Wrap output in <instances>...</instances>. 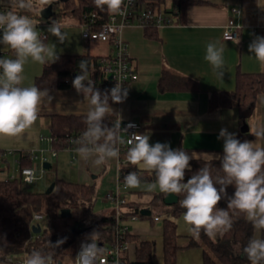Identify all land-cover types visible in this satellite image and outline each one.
Returning a JSON list of instances; mask_svg holds the SVG:
<instances>
[{"label": "clouds", "instance_id": "clouds-1", "mask_svg": "<svg viewBox=\"0 0 264 264\" xmlns=\"http://www.w3.org/2000/svg\"><path fill=\"white\" fill-rule=\"evenodd\" d=\"M129 4L133 0H128ZM10 10L0 12V44L15 53L14 59L0 58V137H21L34 126L39 118L42 106L51 105L52 97L48 89L41 90L35 85L22 86L25 79L24 66L31 59L34 63L55 62L58 56L54 47L50 48L41 39L37 23L28 15L19 11H31L33 0H8ZM94 6L109 15H126L125 0H93ZM259 7L264 8L257 0ZM47 32L61 43L65 34L57 21H52ZM239 43V42H238ZM264 71V37L257 36L249 45ZM224 46L219 41L206 45L204 59L220 77L224 75ZM80 74L75 76L72 85L77 93L83 94L85 131L75 141L76 152L84 160L93 158L95 165H104L110 160H118L120 148L125 143L120 139L121 117L109 104L123 103L128 90L117 81L111 89L101 93L89 77L86 61L79 63ZM258 103L264 105V95L258 97ZM109 116H118L119 121L109 127L104 121ZM135 127L133 124L127 128ZM249 134L254 141L237 138L226 128L221 129L218 139L223 140V154L201 153L189 156L182 149L173 150L168 144L156 142L150 144L149 134L133 133L127 140L130 146L126 153L127 161L139 168L155 174V182L148 185L149 190L159 189L166 197L170 194L183 196L178 203L185 209L183 222L187 232L198 238L201 231L210 239L223 237L232 229L233 217L243 215L252 225L253 234L243 247L244 256L249 264H264V126L254 123L249 126ZM124 131L126 129H123ZM203 159L205 165L185 181L186 171H191L190 161ZM219 161L223 175L213 178L207 161ZM26 183L35 179L34 171L26 170ZM127 188H139L141 177L129 172L124 177ZM234 187L229 196L227 188ZM227 200L226 208L219 207ZM98 233L90 236L91 243H82L75 258V264H103L100 259L103 249L97 244ZM64 243L58 240L49 245L56 249ZM21 264H53L51 252L32 250L26 254Z\"/></svg>", "mask_w": 264, "mask_h": 264}, {"label": "trees", "instance_id": "trees-1", "mask_svg": "<svg viewBox=\"0 0 264 264\" xmlns=\"http://www.w3.org/2000/svg\"><path fill=\"white\" fill-rule=\"evenodd\" d=\"M167 0H140V7L166 8V11L173 14V21L184 23L188 7L195 4H202L205 0H171L172 6L167 7ZM59 13L63 17L77 19L80 23L86 13L95 12L99 24L108 19L109 14L101 12L94 6L93 0H63L60 1ZM52 3L51 0H44V5ZM3 6V4H2ZM145 29V35L149 38H158V27L149 24ZM53 63L44 64L41 75L36 77L35 86L48 90H75L72 85L75 74H80L79 63L86 61L89 72L93 73L96 84H106L109 81L103 73L99 71L100 57L85 54H60ZM15 58V53L11 50L10 59ZM159 88L163 91H182L198 89L197 82L187 76H182L168 69H164L160 78ZM264 95V72H242L236 76V87L232 91L212 92L209 98V109L236 107L240 113V122H247L258 102V97ZM114 119L108 117L104 123L109 127L114 124ZM84 114H52L51 134L52 147L58 152L69 148H77L79 145L70 142V137L75 136L76 140L85 131ZM248 134V133H247ZM242 138V137H241ZM241 138H238L239 140ZM129 148V147H128ZM128 148L121 152L122 158L126 157ZM173 149V148H172ZM187 152L189 149L180 146ZM173 149V150H176ZM0 152H3L0 150ZM216 154H223V148L218 149ZM190 156V155H189ZM33 155L30 151H21L19 168L31 166ZM203 159L193 158L190 161L191 171H186L185 181L205 165ZM211 174L215 179L218 175H223L220 171L219 161H207ZM52 167V165H51ZM126 171H135L141 174V179L145 181H155V174L148 172L143 175L138 166H133L129 162L121 166V177L124 179ZM21 176L15 179L6 180L0 178V260L8 256H13L21 252L30 253L32 250H41L45 253L51 252L53 258L73 257L75 251L67 250L73 243L84 235L98 233L100 245L114 242L117 238V217L116 212L100 215L95 211L97 201L96 187L94 184L71 182L61 179L55 181V188L47 193L46 191H33ZM227 193L231 196L234 187L229 186ZM123 196V194H122ZM163 193L155 194L149 204L162 205L166 207L168 217L162 218V261L156 262V241L150 238H143L139 234L132 233L129 229L125 239L131 245V252L125 258L123 264H178L179 250L183 247L180 244V233L175 218L180 217L185 209L181 208L178 201L183 196L178 197V201L172 204L165 202ZM227 200H222L219 207L226 208ZM123 207V208H122ZM45 209L47 219L51 229H43L38 234H33L31 225L33 213ZM62 209H70L71 216H62ZM123 217L121 223L129 217L148 218L142 215V206L138 202L127 200L121 205ZM43 211V210H42ZM153 218V217H152ZM79 226L78 232L71 229ZM253 234L252 225L241 214L233 217L232 229L218 240L210 239L201 231L198 238L187 235L188 247H203L202 264H249L243 254V247L248 243ZM58 240L64 243L53 249L49 242L55 244ZM129 250V251H130Z\"/></svg>", "mask_w": 264, "mask_h": 264}, {"label": "crops", "instance_id": "crops-1", "mask_svg": "<svg viewBox=\"0 0 264 264\" xmlns=\"http://www.w3.org/2000/svg\"><path fill=\"white\" fill-rule=\"evenodd\" d=\"M260 4L264 6V0H260ZM239 6L242 9L241 14L233 10ZM229 18H234L240 25L236 39L224 38L225 26ZM50 25L51 23L47 20L44 24L41 23L43 30H46L42 40L50 48L54 47L57 55L89 53L101 59L113 54L112 44L100 40H85L80 24L75 18H67L64 23H61V31L65 34L63 43L47 32ZM158 31V38H149L145 35L144 27L139 24L134 23L123 29L122 37L129 46L131 62L136 69V78L126 87L128 95L123 103L115 104L109 100L110 106L119 113L121 120L139 122L144 134L150 135V144L166 143L173 149L183 146L189 149L190 156L198 157L201 153L216 154L218 149L223 148V140L218 139V136L220 130L224 128L230 133H235L237 138L242 137L240 139L242 142L254 141L255 137L249 134V126L254 123L264 126V105L257 102L246 122L248 132H243L238 108L210 110L209 98L214 91L234 90L239 71L264 72L254 54L249 52L250 43L257 36L264 37V8L258 6L257 0H205L202 4L188 7L184 23L174 22L162 25L158 27ZM211 41H219L224 46L223 77L214 72L212 66L204 59L206 45ZM43 66L44 64L37 63L36 67L26 71L23 74L25 79L22 86L35 85L36 77L41 75ZM164 69L194 79L198 89L162 92L159 82ZM89 74L94 81L93 73L89 72ZM95 87L101 93L107 90ZM49 94L52 97L51 105L42 106L39 118L33 126L37 130L30 128L33 132L49 130L51 134L52 114L80 115L84 113V105H77V102L83 101V94L77 93L76 90H49ZM109 117L114 119V123L119 120L118 116ZM44 142L52 146L48 140ZM260 143L264 144V140ZM65 150L72 157L77 156L79 160L81 183L94 184L97 189L103 185L106 174L114 167L116 176L118 174V160H110L104 165H95L93 158L84 160L76 151ZM55 156L58 157L59 153L57 152ZM84 167H86L85 170ZM2 170L1 168L0 172ZM139 170L143 175L148 174L141 168ZM94 172L98 174L91 176L90 173ZM122 194L125 196L124 193ZM145 207L153 208L150 205ZM149 217L152 218V216ZM131 232L141 235L149 231ZM141 237L150 238L151 236L141 235ZM131 245L130 243V248ZM128 253L132 254L131 250Z\"/></svg>", "mask_w": 264, "mask_h": 264}, {"label": "built area", "instance_id": "built-area-1", "mask_svg": "<svg viewBox=\"0 0 264 264\" xmlns=\"http://www.w3.org/2000/svg\"><path fill=\"white\" fill-rule=\"evenodd\" d=\"M140 0H133L131 4H129L128 0H125V7H126V15H109L108 19L103 23L99 24L97 21V14L95 12L86 13L84 15L83 20L79 23L82 31V36L87 41L92 40H100L105 41L113 45V54L107 57H102L100 59V67L99 71L104 74V76L109 81L106 84H95V86L101 89H110L115 86L117 81L123 83V87L126 88L135 78H136V69L131 62L130 54H129V46L127 42L122 37L123 29L131 24H139L142 27H146L149 24L156 25L160 27L166 24L174 23L173 14L166 11V8H150V7H140L139 6ZM234 12L237 14H241L242 9L241 6L235 7ZM0 12H6V9L3 8L2 4L0 6ZM49 23L52 21H57L61 26L60 21L58 20L57 16L54 14L51 18L46 19ZM240 25L236 23L234 18H229L225 30H224V38L225 39H236L239 35ZM1 34V33H0ZM5 51H0V54H6ZM109 75H112V79L109 78ZM117 80V81H116ZM117 120L116 122H118ZM115 122V123H116ZM135 125V127L127 128L129 124ZM123 129H126L125 131ZM133 133L135 134H144V130L142 125L135 121V120H121V129L119 131L120 139L124 140L125 143L118 144L117 146L120 148V154L126 148L130 147L127 144V140L130 138ZM123 135V136H121ZM41 140H48L52 142L51 136H41ZM70 142L72 145L76 141L75 136L70 137ZM72 151H76L75 148H69ZM33 155V158L37 157V154H34L33 151H30ZM6 152H0V163L3 161L4 155ZM57 151L52 147V155L55 156ZM20 159V158H19ZM19 159L17 162L19 163ZM44 163L47 162V158L43 157ZM126 157H120L118 159V174H117V189L116 191H111L106 194L105 201L112 202L115 204V212L117 217V238L114 242L106 243L100 245L98 240L97 244L103 249L100 259L103 261V264H123L125 258L128 255V251L130 249V242L125 239L127 232L129 231V226L125 223H121L123 217V210L121 209V205L127 202V198L122 196V189H125L124 179L121 177V166L124 163H127ZM38 165L32 163L31 166H26L23 168H19V170L11 176H7L5 179H15L18 176H21L24 181L25 178V171L31 170L34 171L35 179L36 172H37ZM129 172L133 171H126L124 173L127 175ZM141 176V174L139 175ZM35 179L33 181H35ZM32 181V182H33ZM155 220L162 219L168 217V215H157L154 214L152 216ZM47 218V213L45 211H35L33 213V221L31 225V231L33 225L39 224L40 220ZM132 218H137L133 216ZM38 222V223H37ZM33 234H38L34 233ZM91 235H86L81 237L78 240L77 249L75 251V255L73 257H66V258H53V264H75V258L79 251L81 250L82 243H91L90 239ZM28 254V252H21L19 254L8 256L5 260L9 264H21L22 258Z\"/></svg>", "mask_w": 264, "mask_h": 264}, {"label": "rangeland", "instance_id": "rangeland-1", "mask_svg": "<svg viewBox=\"0 0 264 264\" xmlns=\"http://www.w3.org/2000/svg\"><path fill=\"white\" fill-rule=\"evenodd\" d=\"M59 0H51V2H56ZM60 1L54 5V11L59 13L60 11ZM3 4V8L6 11L10 10V6L8 0H0V5ZM166 5L171 7L172 3L171 0L166 1ZM45 7L44 0H33V7L31 11H18L21 15H28L34 22L39 24L37 26V31L40 34L42 39L43 34L46 30H43L41 23L44 24L45 20L41 15V9ZM60 23H64L67 18L71 17H63L60 14L56 15ZM2 35V33L0 34ZM110 45V44H108ZM0 51L7 52L6 54H0V58H8L11 57V49L5 45L0 44ZM109 51H112L109 49ZM37 66V63H34L29 59V61L24 66V73L28 70L33 69ZM90 75V74H89ZM35 129V127H33ZM37 130V129H35ZM50 131H35L33 132L31 129L27 131L21 137H0V150L6 152L4 155L3 161L0 163V169L2 168V172H0V178H6L7 176H11L16 173L19 169V163L17 160L20 158L21 151H33L34 154H37L36 158H33V163L37 164V172H36V179L32 183L29 184V187L33 191H46L48 187L54 183L57 179L71 181V182H81L80 177L81 174L79 172V160L76 157H72V155L66 150L58 151L59 156L54 157L52 155V146H49V143L46 144L44 140H41V136H49ZM43 157L47 158V162L51 163L52 167L44 168V160ZM84 170L86 167L83 168ZM89 174V173H88ZM98 173H90L91 176ZM155 181H145L141 179V186L139 188H125L122 189V193L130 200L134 202H138L140 206L145 207L149 206V202L151 198L155 194H160L161 192L159 189L149 190L148 185L154 183ZM117 189V176L115 167L111 172H108L105 176L103 181V185L97 187L96 189V196L97 201L95 203V211L98 214L101 213H112V210L115 211V205L112 202L105 201V196L107 193L111 191H116ZM152 206V205H150ZM152 216L154 214L160 215H169L166 211V207L162 205H153ZM123 208V207H122ZM45 211V209H42ZM109 213V214H110ZM178 224V232L180 233V244L183 246L179 250L178 254V264H202V252L203 247H188L187 244V226L183 222V214L180 217L175 218ZM125 224L130 227L131 231L138 230L141 231H149L148 233H141L142 236L147 237L151 236L150 238L156 241V262L162 261V245H161V229H162V220L158 219L155 220L153 218H137L132 219L129 217L128 219L124 220ZM38 223V222H37ZM39 224L42 226L43 229H51L48 219L45 218L39 221ZM79 226H75L71 229V233L80 231ZM90 235V234H89ZM86 236V235H84ZM82 236V237H84ZM220 239L218 236L215 240ZM78 242L73 243L70 247L67 248L70 252L77 249ZM192 252L194 254H192ZM134 255V253L132 252ZM131 254V255H132ZM0 264H9L5 259L0 260Z\"/></svg>", "mask_w": 264, "mask_h": 264}, {"label": "water", "instance_id": "water-1", "mask_svg": "<svg viewBox=\"0 0 264 264\" xmlns=\"http://www.w3.org/2000/svg\"><path fill=\"white\" fill-rule=\"evenodd\" d=\"M59 1H63V0H59ZM59 1H56V2H52L50 4H48L47 6L43 7L40 11V15L44 18V19H49L51 18L54 14H55V11H54V5L56 3H58ZM75 76H77V74L74 75V78ZM109 78L112 79V75H109ZM241 130L243 132H248V125L247 123H244L243 124V127L241 128ZM44 168H50L51 167V163L49 162H45L44 163ZM55 188V182L52 183L48 189L46 190L47 193H50L53 189ZM178 201V197L175 196V195H169L168 197H165V202L167 204H172L174 202H177ZM140 213L142 215H145V216H152V210L151 208L149 207H144L140 210ZM62 216L64 217H70L71 216V211L70 209H62ZM32 230L34 233H40L43 228L40 224H37V225H33L32 226Z\"/></svg>", "mask_w": 264, "mask_h": 264}]
</instances>
